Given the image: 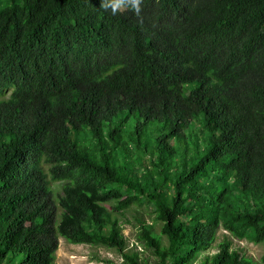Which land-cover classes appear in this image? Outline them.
<instances>
[{
  "label": "trees",
  "instance_id": "obj_1",
  "mask_svg": "<svg viewBox=\"0 0 264 264\" xmlns=\"http://www.w3.org/2000/svg\"><path fill=\"white\" fill-rule=\"evenodd\" d=\"M102 2L0 0V264H54L58 238L145 264L115 217L132 206L155 264L218 229L264 245V0ZM198 264L256 263L222 240Z\"/></svg>",
  "mask_w": 264,
  "mask_h": 264
},
{
  "label": "rangeland",
  "instance_id": "obj_2",
  "mask_svg": "<svg viewBox=\"0 0 264 264\" xmlns=\"http://www.w3.org/2000/svg\"><path fill=\"white\" fill-rule=\"evenodd\" d=\"M133 123L134 122L132 120H128L121 126V133L124 134V137L131 132L134 125ZM150 127L154 130V126L152 124H150ZM151 128H149L150 134L154 136L155 132L152 133L153 131ZM191 129L194 133L196 132L197 134V125L191 124ZM188 141L191 142L192 140L190 138H187V140H185V143H188ZM87 143L89 142L87 141ZM168 144L171 145L172 140H168ZM126 148L129 151L132 149L130 141L126 142ZM198 148H201L200 143H198ZM150 152V149L144 152L145 155L142 164L147 170H149L151 174H153V171L147 164L148 161H154L153 155H151ZM189 154L191 155L192 153ZM50 187L52 188V192L54 195H60L61 183L54 182ZM115 217L117 218L118 227L124 239V249L136 254L137 260L140 263L155 264L156 257L154 256L153 251L151 249L143 247L136 241L138 221L140 220L144 224L151 226V228L155 232L157 231L158 224L153 221V215L150 214L145 208L132 206ZM222 240L228 241L229 248L236 251L239 255L249 258L256 264H263L260 262V258L264 254V245L252 244L244 239L237 240L229 236L221 229L217 230L214 242L210 249L204 253H200L191 264H198L204 256H211L216 253L217 245ZM57 243V249L54 253V264H119L121 262L120 256L116 251L107 249L105 247L72 245L65 242L62 238H58Z\"/></svg>",
  "mask_w": 264,
  "mask_h": 264
},
{
  "label": "clouds",
  "instance_id": "obj_3",
  "mask_svg": "<svg viewBox=\"0 0 264 264\" xmlns=\"http://www.w3.org/2000/svg\"><path fill=\"white\" fill-rule=\"evenodd\" d=\"M143 0H103L101 7L111 9L113 15L122 11H132L136 16L142 13Z\"/></svg>",
  "mask_w": 264,
  "mask_h": 264
}]
</instances>
